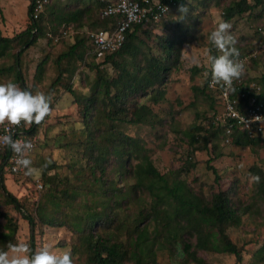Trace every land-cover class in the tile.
<instances>
[{"label":"trees","instance_id":"obj_1","mask_svg":"<svg viewBox=\"0 0 264 264\" xmlns=\"http://www.w3.org/2000/svg\"><path fill=\"white\" fill-rule=\"evenodd\" d=\"M34 1L28 0L24 29L10 37L3 36L0 30V59L9 58L10 52L16 50L14 65L1 64L0 76L8 77L13 72L11 82L32 91L33 88H28L23 81L20 56L38 40L45 39L51 46L57 42L67 44L66 38L72 37L73 42L55 60L56 77L45 94L52 97L51 107L63 95L70 97L69 108L75 113H69L67 124H64L66 130L62 131L67 138L64 146L69 151L76 149L80 158L72 157L65 165L71 180L60 179L57 172L48 175L57 166L54 162H42L41 181L45 193L34 203L31 212L7 191L5 184L8 176L26 178V175L8 174L11 150L6 147L0 152V207L12 206L27 223L33 251L37 225L68 226L76 235L70 245L73 264H159L157 255L163 251L172 264L183 261L206 264L199 257L200 252L231 255L237 262L241 261V250L227 232L239 227L246 213L261 216L264 221V172L256 166L249 169L253 177H260V182H253L254 198L247 205L235 197L233 183L226 188L220 187V175L213 166L208 167L214 175L215 187L208 197L184 178L195 167L191 155L204 151L209 160L221 156L218 142L224 140L225 125L215 121L221 108L217 110L218 98L207 87L211 69L191 68V77L202 72L206 74L202 85L191 89L204 98L209 111L200 117V124L181 132L189 149L179 170L160 173L144 142L126 132L129 125L152 127L157 122L158 115L152 111V106L165 100L166 84L170 75L180 70L182 46L193 40L190 29L196 24L192 21V25L183 28L181 20L173 25L169 16L180 4L193 9L192 0L189 3L188 0H160L165 4L174 2L168 16L148 27L134 25L126 34L123 46L103 60H98L93 53L87 32L111 31L116 27L119 16L100 17L108 1L91 0L82 6L83 0H74L64 10L53 14L46 9L48 0L36 19L33 18ZM196 1L203 11L220 8L226 22L236 16L252 15L259 21L255 33L260 35L259 29L264 26V0H231L226 5L221 4L223 0ZM1 15L3 17V9ZM160 26L162 29L158 33ZM139 34L147 38L153 36L158 50L152 51L149 44L152 40L143 44ZM235 47L241 55H246L242 47ZM210 52L218 55L212 44ZM45 61L36 66L37 82L44 72ZM77 63L81 66L78 71ZM108 66L113 69V76L109 75ZM84 67L94 71L93 80L81 78L85 92L73 86L76 74L82 73ZM244 80L247 84L251 82L246 73ZM255 83L260 88L257 94L244 85L238 89L246 98L255 96L264 101V79ZM240 102L245 103V100ZM42 124H33L26 131L36 138V143L37 130ZM262 141L260 134L250 138L244 131H235L230 144L238 148L256 147ZM45 164L47 167H43ZM1 218L5 224L0 226L3 229L0 230V249L7 250L9 242L16 244L18 228L15 218L7 212L0 210ZM256 255L264 258V239Z\"/></svg>","mask_w":264,"mask_h":264},{"label":"rangeland","instance_id":"obj_2","mask_svg":"<svg viewBox=\"0 0 264 264\" xmlns=\"http://www.w3.org/2000/svg\"><path fill=\"white\" fill-rule=\"evenodd\" d=\"M27 1L1 0L0 30L3 36L10 37L14 32L25 28L27 24ZM49 1V6L47 5L46 9L52 10L53 14H56L60 9L64 10L68 7V4L75 2L74 0ZM230 1L223 0L221 4L226 5ZM187 2L189 3L190 0ZM212 3H214V0H212ZM192 4L193 9H188L185 16L181 17V13L178 10H175L169 16L173 25L178 20H181L183 28L192 25V21L196 24L190 29L193 40L182 46L180 70L170 75L169 81L166 84L165 100L158 105L152 106V111L158 115L157 122L152 127L142 124L136 126L129 125L126 128V132L130 136L139 138L144 142L150 159L160 173L169 170H179L183 166L189 147L187 140L182 136L181 132L189 131L192 126L200 124V117L209 111L208 104L204 98L194 94L191 89L192 86L200 87L202 85L204 79L203 72L193 77H191L190 72L194 66L203 70L210 69L207 59L209 54L212 55L210 52L211 42L209 36L217 25L223 21V18L220 8L211 7L209 10L203 11L204 8L196 5V0H192ZM2 9L3 17L1 15ZM228 23L231 25L230 34L236 40L235 46L242 47L243 52L246 54L245 73L247 79L252 82L262 81L264 79V50L260 47L263 43L261 36L255 33L256 27L259 26L258 19L252 15L248 16L244 14L236 16ZM89 29L86 27V30ZM161 29V26L157 28V32L159 33ZM139 37L143 44L152 40V43H149L152 51L156 52L158 50L157 41L153 36L147 38L145 35L139 34ZM65 41L67 44L57 42L48 46L46 40L41 39L20 56L19 61L22 64L23 81L28 88H33L32 91L34 93L36 91L45 93L51 80L56 77L55 60L62 51L66 50V46L73 42V39L72 37H67ZM216 51L220 55L219 50L216 49ZM15 53L16 50L11 51L9 58L0 59V65L13 66L15 61L13 55ZM43 60H46L44 72L42 73L40 82H37L35 78L36 66ZM80 67L79 63H77V71ZM107 69L109 75L113 76V69L109 66ZM81 70L82 73H77L76 71L77 74L73 80V86L85 92L86 90L81 87V78L87 77L93 80L94 71H89L85 67ZM13 74V72L10 73L8 77L0 76V83L11 82L14 77ZM69 101L70 97L63 95L58 103L51 107V114L45 118L42 122L43 124L37 130V147L29 158L32 161L31 166L38 170L42 169V162H54L57 168L50 171L48 175L57 172L60 179L67 178V180H71L72 176L65 165H67L72 157L80 158L76 149L75 151H69L64 146L67 140L62 131L66 130L64 124H67L68 117L70 116L68 114L73 113L74 115L75 113L73 108H69ZM217 107L219 111V104ZM260 135L263 141L256 147L238 148L233 147L224 140L221 143L218 142V150L221 156L215 160H209L208 155L204 151L199 152L195 156L191 155L195 167L187 175H184L185 180L195 190H201L208 197L210 192L214 191L213 187H215L214 175L211 169H209L210 167H208L213 166L220 175L219 184L221 186H219L226 188L233 183L236 186L235 197L244 205L249 204L254 198L255 191L253 176L249 169L256 166L264 172V134ZM41 175L42 171H38L31 176H26V178L8 176L7 178L10 182L7 179L5 182L9 188H7V191L15 196L18 201L25 204L31 212H33L34 203L38 202L45 193L44 187L41 190L37 188L38 184L43 185ZM1 200L2 197L0 196ZM0 210L1 212H7L13 219L15 218L14 221L18 228L16 243L29 244L28 226L21 218V215L12 206H1ZM4 224L5 220L1 218L0 226H4ZM0 230L3 231L2 227H0ZM227 233L231 241L240 248L241 261L237 262L235 257L231 255L200 252L198 255L204 259L206 264H264V258L262 259L261 255H256L264 239V221L261 216L246 213L242 217L241 225L230 228ZM74 240H76V235L72 234L68 226L41 227L37 225L34 230L35 250L48 245L51 246L54 252L60 253L69 250ZM157 261L159 264H172L166 251L158 253ZM179 264L194 263L183 261Z\"/></svg>","mask_w":264,"mask_h":264},{"label":"built area","instance_id":"obj_3","mask_svg":"<svg viewBox=\"0 0 264 264\" xmlns=\"http://www.w3.org/2000/svg\"><path fill=\"white\" fill-rule=\"evenodd\" d=\"M47 2L48 0L34 1V19L37 18ZM172 7H174V2L172 1L169 4L162 3L160 0L109 1L106 7L101 10L100 17L108 18L119 16L120 19L116 27L111 31L99 30L87 32V38L93 46V53L96 58L98 60H103L108 54L118 51L125 42L126 34L134 25L148 27L160 22L168 16ZM259 33L263 40L260 47L264 50V26L259 29ZM239 60L244 63V71L239 79L233 81L231 89L219 85H212L211 79L207 82L208 90L213 92L219 101L221 113L215 117V121L225 125L224 141L226 143H230L235 131H244L250 138L264 132V101L259 100L255 96L246 98V94L241 93L238 89L241 85H244L248 87L249 90H254L257 94L260 88L252 81L247 84L244 80L246 56L240 54ZM203 75H206L205 72H203ZM241 99H244L245 103H241ZM9 127L10 126L7 124L1 126L0 136L8 134ZM27 130L28 126H23L20 128H12L11 132L15 140L29 141L32 144V149L25 153V157L29 159L34 153L37 143L36 138L26 133ZM4 148L6 147L0 144V152ZM17 159V154L11 150L8 167L6 169L8 174L23 175V173H25V169L16 163ZM37 188L41 190L43 186L38 184Z\"/></svg>","mask_w":264,"mask_h":264},{"label":"clouds","instance_id":"obj_4","mask_svg":"<svg viewBox=\"0 0 264 264\" xmlns=\"http://www.w3.org/2000/svg\"><path fill=\"white\" fill-rule=\"evenodd\" d=\"M178 11L183 17L187 14L188 7L180 4ZM230 28L228 22L221 21L210 33L209 40L219 50L220 55L209 54L207 57L211 69V84L228 89H231L233 81L239 79L244 71V63L239 60L240 54L235 47L236 40L230 34ZM51 104L52 97L42 91L34 93L22 89L14 82L0 83V126H10L8 134L0 136V144L17 154L16 163L25 169L26 176L34 175L42 169L33 168L32 161L25 157V153L32 149V144L29 141L15 140L11 129L40 125L51 114ZM43 167H47V164ZM253 180L259 183L260 177L255 176ZM6 248L7 250L0 249V264H73L70 249L57 253L51 246L45 245L33 251L28 243L11 242Z\"/></svg>","mask_w":264,"mask_h":264},{"label":"crops","instance_id":"obj_5","mask_svg":"<svg viewBox=\"0 0 264 264\" xmlns=\"http://www.w3.org/2000/svg\"><path fill=\"white\" fill-rule=\"evenodd\" d=\"M8 1V0H7ZM91 0H83L82 1V6L84 5H88V3L90 2ZM102 1H111V0H102ZM28 2V1H27ZM29 3V2H28ZM28 6V5H27ZM8 182H10V180L7 178ZM8 188V187H7ZM9 189V188H8ZM11 255V254H10Z\"/></svg>","mask_w":264,"mask_h":264}]
</instances>
